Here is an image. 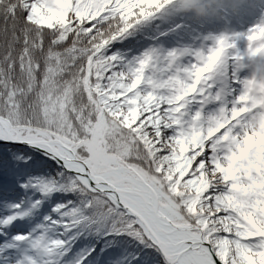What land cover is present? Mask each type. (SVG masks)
<instances>
[{"label": "snow or ice", "instance_id": "1", "mask_svg": "<svg viewBox=\"0 0 264 264\" xmlns=\"http://www.w3.org/2000/svg\"><path fill=\"white\" fill-rule=\"evenodd\" d=\"M257 62L264 0H0V264H264Z\"/></svg>", "mask_w": 264, "mask_h": 264}, {"label": "trees", "instance_id": "2", "mask_svg": "<svg viewBox=\"0 0 264 264\" xmlns=\"http://www.w3.org/2000/svg\"><path fill=\"white\" fill-rule=\"evenodd\" d=\"M90 2L96 3L98 0H90ZM104 2L106 3L107 0H104ZM127 2L128 0H124V3ZM100 10L103 11V8ZM128 10L130 11V9ZM177 23H181V21L172 18L155 19L148 24L139 26L133 30L131 35L116 42L111 51L119 52L126 60H131L150 48L167 51L173 48L196 47L202 43H207L200 39V36L206 34L208 31L215 30L209 26L202 28L193 24L191 21L185 20L183 23L186 27L183 30L169 31ZM189 59L185 57L183 58V62L187 63ZM191 107L194 108L195 105H191ZM255 157L257 158L256 154ZM255 187L260 188L262 185L258 184ZM249 221L250 223L252 222L251 215H249Z\"/></svg>", "mask_w": 264, "mask_h": 264}, {"label": "clouds", "instance_id": "3", "mask_svg": "<svg viewBox=\"0 0 264 264\" xmlns=\"http://www.w3.org/2000/svg\"><path fill=\"white\" fill-rule=\"evenodd\" d=\"M214 3V0H209V4Z\"/></svg>", "mask_w": 264, "mask_h": 264}]
</instances>
